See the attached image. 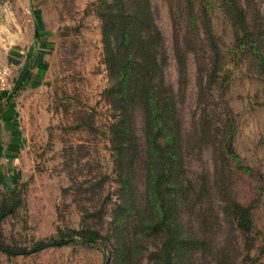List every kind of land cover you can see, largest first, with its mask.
I'll list each match as a JSON object with an SVG mask.
<instances>
[{
	"label": "rangeland",
	"instance_id": "1",
	"mask_svg": "<svg viewBox=\"0 0 264 264\" xmlns=\"http://www.w3.org/2000/svg\"><path fill=\"white\" fill-rule=\"evenodd\" d=\"M143 2L0 0V264H264V0H146L161 155L105 95L103 13Z\"/></svg>",
	"mask_w": 264,
	"mask_h": 264
},
{
	"label": "trees",
	"instance_id": "2",
	"mask_svg": "<svg viewBox=\"0 0 264 264\" xmlns=\"http://www.w3.org/2000/svg\"><path fill=\"white\" fill-rule=\"evenodd\" d=\"M232 3L231 1L230 4ZM141 7L140 12L136 14L126 11L123 7L114 10L113 6L103 13L106 61L114 79L113 84L106 89L105 95L112 103H120L124 117L131 115L136 104H143L145 116L150 121L147 132L148 144L152 151H157L161 155L164 153V148L158 138L163 134V125L167 126L169 116L174 111V101L172 102L173 96L163 94L164 91L159 85L163 74V62L158 52L161 46L160 33L151 24V13L146 0ZM237 13L236 23L244 26L243 11L239 10ZM215 74L216 69L213 70L212 76ZM151 121L156 125H151ZM113 145L116 150H121L129 143L125 142L119 133H116ZM227 149L230 155L238 158L230 144ZM250 211L251 206L235 205L238 226L248 234L253 230ZM60 243L62 242H41L32 251ZM3 249L14 254L26 253V250L14 251L6 246Z\"/></svg>",
	"mask_w": 264,
	"mask_h": 264
}]
</instances>
